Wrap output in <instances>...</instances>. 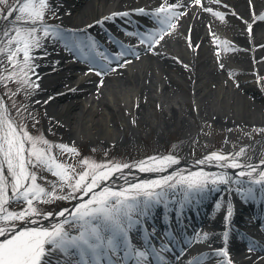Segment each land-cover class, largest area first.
<instances>
[{
  "label": "bare ground",
  "instance_id": "bare-ground-1",
  "mask_svg": "<svg viewBox=\"0 0 264 264\" xmlns=\"http://www.w3.org/2000/svg\"><path fill=\"white\" fill-rule=\"evenodd\" d=\"M170 2L175 0H55L53 3L54 9L61 15V22L57 28L73 32L77 37L91 36L100 46L102 43L95 33L98 32L104 38L114 41L111 29L125 32L126 29L136 30V27L142 25L134 16L130 17L131 24H125L119 18L105 24H97L96 21L112 13L140 8L152 12L162 4L167 5ZM184 3L186 7L175 11L185 14L172 21L174 26L164 33V39L158 45L147 51L145 50L147 45L135 47L139 53L138 58L129 56L127 59L130 63L116 68L115 71L109 70L106 74L97 75V71L93 70L95 66L87 62L85 64L84 57L66 50L63 42L53 36L41 51L46 59L37 63L39 87L35 88L37 94L33 97L36 103L47 101L49 114L46 116L49 115L51 118L48 128L58 127L60 123L63 128L68 129L71 137L76 139L83 137L92 141L115 139L127 130V125L120 122L122 120L120 100L125 101L133 111L135 124L141 122L149 126L151 129L149 133L156 131L160 137L167 131L168 133L174 131L173 128L180 131L182 127H189L190 121L186 114L189 111L190 114L197 116L201 130L185 134V139L193 136L198 139L201 134H206L208 132L206 126L214 121V115L217 114L221 121V116H224L220 114L221 111L228 113L225 117H229L228 122L223 125L226 127L224 129H230L235 125L264 127V114L258 111L256 106L249 105L247 98H258L264 105V20L259 19L264 16V0H218V2L201 0L200 5H195L194 0H184ZM210 4L215 8L213 9ZM206 8H211V13L205 11ZM249 27L251 32L248 31ZM259 29L261 33L256 35L255 31ZM175 32L183 33L185 37L172 36ZM217 32L220 36L222 33L229 34L233 41L225 39L228 40L225 43L217 38ZM159 46H165L172 53L162 52ZM103 48L110 57L113 56L106 46ZM227 49H230V54L224 52ZM227 55L231 58L230 61L244 60L249 62L252 68H248L242 62L243 68L234 69L226 66L224 60ZM112 67H116L115 63ZM236 72L242 76L236 78ZM147 79L150 80L149 84L146 83ZM179 90L190 93L194 101L193 110L185 107L177 98ZM152 106L158 107L157 113L150 109ZM134 133L132 131L131 135ZM234 139L235 136L229 134L226 141L234 146L236 142H240L239 139L236 138V141ZM242 143L243 147L249 146L251 151L249 155L242 156V150L225 155L232 158L228 163L231 164L235 160L242 165H256L259 171L260 167L264 166L261 164L264 162L262 156L264 135L258 139L253 137L248 141L244 140ZM210 155L205 154L194 160L186 157L180 160L179 165L170 166L167 172H141L136 167H132L131 171L123 169L122 175H113L111 182L107 181L101 187L115 190L121 186L126 187V179L133 183H143L170 173L176 176H188L201 171L216 176L226 174L232 180V183L224 188L229 190V196H223L220 194L221 191L208 195L217 199L221 206L225 203L231 205L233 217L226 222L224 220L226 213L220 209L213 215L205 217L200 226H207L204 227L203 233L209 234L211 237L209 243L216 248L223 246L221 240L224 231L229 232L228 251L234 264H264V241L248 237L241 229L244 225H250L245 214H250L253 208L235 191L236 181L248 187L252 185L248 183L249 179L238 177L241 170L245 172V176L241 177H248L250 169L219 167L217 165L221 162L207 160ZM201 160L205 163L198 164L197 162ZM253 177L258 178L255 173ZM95 190L98 192L100 189ZM83 199L87 200L88 197L85 196ZM34 219L36 223H28L22 229L16 227L15 230L52 228L64 218ZM149 222L157 233L162 234L166 231L163 209L156 210L154 218ZM253 231L260 233L256 225L253 226ZM195 236L196 233L193 234V237ZM249 242H252L255 251L248 250ZM197 260H194L195 263H198Z\"/></svg>",
  "mask_w": 264,
  "mask_h": 264
},
{
  "label": "snow or ice",
  "instance_id": "snow-or-ice-1",
  "mask_svg": "<svg viewBox=\"0 0 264 264\" xmlns=\"http://www.w3.org/2000/svg\"><path fill=\"white\" fill-rule=\"evenodd\" d=\"M22 7H13L9 0H0V24H11L9 27H0V40H7V57L9 69L7 73L3 71L4 64L0 60V86L6 88L7 82L15 81L18 87L25 93L31 95L30 88L39 87V75L36 68L39 65L34 63L35 55L30 56L31 49H41L39 32H43L44 37L55 36L58 41H62L64 48L70 52L81 53L85 61L95 66L99 71L97 75L106 74L107 71H115L116 68L123 67L130 63L129 56L139 57V53L134 46H125L120 43V50L117 54L109 56L100 51L98 44L91 36L77 37L75 33L44 24L46 11H50L49 0H38L39 9L35 7L32 0H21ZM218 2V0H214ZM195 5H200L201 0H194ZM187 5L184 0H175L167 5L162 4L152 12H146L140 8L133 11L112 13L97 24L114 22L117 18L125 24H131L130 17L139 15L150 17L157 26L148 28L145 31L125 30V35L136 39L141 45H147L145 49L150 50L164 39V33L174 25L172 21L183 12L175 11ZM211 13V8L204 9ZM14 13H19L14 15ZM215 15H220L215 13ZM221 19L223 17L221 16ZM264 20V16L259 17ZM91 27V25L89 26ZM20 28H24V38L17 39L21 35ZM251 32V27L248 28ZM119 43V42H118ZM23 47H20V45ZM14 45V47H13ZM87 49V52L85 51ZM23 53V63L18 65L14 59L18 53ZM46 54V53H45ZM115 63L116 67H112ZM35 76V81H31L28 74ZM102 83V81H101ZM6 95H19L17 92H9L6 88ZM47 101H45L46 103ZM39 103V101H37ZM12 108H17L13 102ZM26 110V109H25ZM17 111L19 109L17 108ZM31 116V113H29ZM34 119V117H33ZM14 121L5 119L0 114V129L6 125L3 136H0V152L4 153L3 159L6 161V169L0 163V207L8 203L5 200L6 190L12 192V202L26 204L25 210L17 212L0 213V220L14 222L24 221L26 223H36L38 219H54L63 217V223L57 222L52 228H26L16 231V225L12 227H0V264H152V260L159 261L160 264H168L166 253H170L168 244H180L186 229V213L192 211V205L199 204L208 194L224 190L230 183L231 177L224 175H209L201 171L188 176L172 175L161 176L159 179L149 182L133 183L125 180L126 187L121 186L113 190L109 187H101L105 181L111 182L113 175H122L123 169L131 171L136 167L138 171L167 172L173 165H179L180 161L174 156L161 158L150 157L148 161L139 162L136 165L128 164H103L94 165L91 172H84L78 175V179L71 182L67 176L68 171L74 172L71 165L53 166L52 156H45L50 153L52 145L46 139L37 140L27 132L17 131ZM26 143L30 144V149H26ZM42 144L46 147H37ZM60 152L75 153L74 148L66 145H57ZM28 152L26 156L25 153ZM229 156L213 153L207 157L208 161L221 162L217 166L230 167L232 169L248 168V177H253L255 173L258 178L248 181L253 185H264V166L257 171L256 165L240 164L233 160L228 163ZM166 162V163H165ZM85 164L88 161L84 162ZM198 164L205 163L204 160ZM264 165V162H261ZM64 167L65 171H56V168ZM46 169L49 173L59 177V184L69 191L65 195H56L57 184L51 185L48 191L40 187L37 183V170ZM7 172V177L4 173ZM239 176H245L243 170L239 171ZM90 177V178H89ZM43 179V177H40ZM240 185V181L235 182ZM219 185V187H218ZM99 188L97 192L95 189ZM246 201L256 199V191L252 187L246 189L237 187L235 190ZM79 193L80 195H77ZM264 193V187L261 188ZM88 199L84 200L83 197ZM47 197L51 201H80L73 205V208L62 209L55 213L41 215L39 210L33 206L34 200L43 201ZM226 213L224 220L230 221L233 217V207L225 203L224 206L216 205ZM158 209L164 211V222L168 225L166 231L161 235L157 234L154 226L147 227L148 222L154 218ZM67 214V215H66ZM65 224L68 225L65 228ZM10 235V238H8ZM197 236L200 234L197 233ZM244 239V237H241ZM211 237L208 233L203 234L202 242H209ZM135 241V242H134ZM159 241V245H157ZM164 241H167L165 243ZM230 241L229 232L226 230L222 235V247L214 249L204 254V259L215 260L225 258L223 264H233L229 257L228 244ZM249 251H255L252 242L248 245ZM181 251H184L181 248ZM179 255V254H178ZM199 259V258H198ZM188 264H194L189 260Z\"/></svg>",
  "mask_w": 264,
  "mask_h": 264
},
{
  "label": "rangeland",
  "instance_id": "rangeland-1",
  "mask_svg": "<svg viewBox=\"0 0 264 264\" xmlns=\"http://www.w3.org/2000/svg\"><path fill=\"white\" fill-rule=\"evenodd\" d=\"M32 2L35 4V7L39 9V3L38 0H32ZM9 3L13 7H22L23 3L21 0H9ZM53 0H49V8L50 11H46V14L44 16V24L47 25H53L58 26L61 22V15L58 13L56 9H54V3ZM52 4V5H51ZM19 13H14V15H17ZM0 19H2V16H0ZM11 24V21L9 24H0V27H9ZM243 26V25H242ZM240 28H242L240 26ZM243 29V28H242ZM24 28H20L21 35L19 37H16L17 39H23L24 38ZM38 36L40 38V44L41 49H31L29 52L30 56L35 55V61L34 63L37 65L38 61H43L46 58L40 54V52L43 49V46L45 43L51 41L53 39V36L44 37L43 32H39ZM172 36L175 37H185V35L179 32L173 33ZM14 47V45H13ZM20 47H23L21 44ZM159 49L162 52L165 53H172L167 52L162 48V46L159 47ZM9 46L7 44V40H0V60L3 61L4 68L3 71L7 73L9 69V64L7 57L4 55V53L8 52ZM227 53H230V49H227ZM18 65H22L23 63V53H18L17 56L14 58ZM239 62L244 63L245 65H248V62L241 60ZM31 81H35V77L31 75V73L28 74ZM236 78L241 77L242 74L239 72L235 73ZM150 80L147 79L146 83L149 84ZM39 84V81H38ZM6 88L9 92H19V95H6ZM6 88L4 86H0V114H3L5 119H11L14 121V127H17V131H23L27 132L30 136L37 140H43L46 139L49 141V144L52 145L50 153L45 156L47 159L48 156H52L55 159L52 161L53 166L56 165H71L74 167L73 171H68L67 176L69 177L71 182H74L75 179H78V175L83 174L84 172H91L92 167L94 165H103V164H128V165H136L139 162L148 161L149 163H154L152 161H149L148 158L150 157H156L161 158L165 156H174L179 161L184 159L186 156L191 157L192 159L199 158L205 154H219V155H230L231 153H235L236 151L242 150V156L249 155L251 152L249 149V146L246 145L243 147V141H248L250 138H260V135H264V127H259L255 125H235L230 129H224L226 127H223L225 125V122H228L229 117L227 116L228 113L225 111H221L220 114L224 115L221 116V121L219 120V116L216 114L214 115V121H212L210 124H207L208 132L206 134H201V136L198 139H195V136L192 138L185 139V134H189L196 131L201 130V126L198 123V118L196 115L190 114V111L187 114L188 119L190 121L189 127L183 128L180 131H177L175 128H173L174 131H171V133L166 132L165 135L160 137L158 132L151 131L149 126L142 124L141 122L138 124L134 122L133 118V111L130 109V107L126 104L125 101L120 100V104L122 106L121 109V115L122 120L120 122L127 125V130L125 132H122L121 136H117L115 139H110L109 141L103 140V139H96L94 141L90 140L89 138H74L71 137L70 133L68 132V129L63 128V125L58 123V127L54 126L51 128H48V123H50L51 118L46 116L48 113L49 107L46 103H36L34 101V95L37 94L36 87L30 88L29 91L31 92V95H28L23 91L22 88L18 87L17 82L15 81H9L7 82ZM240 93V92H238ZM239 96V94H236ZM177 98L182 101V104L189 108L194 109V101L192 96L188 91H181L179 90L177 92ZM248 98V104H252L256 106L257 110L260 111L262 114H264V105L263 101H260L258 98H254V100ZM13 102L16 104L19 111H17V108H12ZM43 104V105H42ZM40 105V106H39ZM179 106V105H178ZM202 107V105H201ZM253 107V106H252ZM254 108V107H253ZM26 109V110H25ZM151 110L158 112V107H150ZM31 113V116L29 115ZM234 113V112H232ZM34 117V119H33ZM235 117H239V115H235ZM242 121V120H240ZM239 122V121H237ZM62 126V127H61ZM229 127V126H228ZM59 128H63V130H60ZM214 129V131H213ZM6 130V125L2 129H0V136L4 135V132ZM132 131L135 133L131 135ZM245 131V132H244ZM247 132V133H246ZM147 133H149L147 135ZM229 134H233L235 136V139H239L240 142H236L234 146L229 145V143L226 141ZM240 137L244 139H240ZM234 139V140H235ZM236 141V140H235ZM0 143H3L2 140H0ZM57 145H66L69 148H74L76 151L75 153H61L60 149L56 147ZM26 149H30L31 145L26 143L25 145ZM37 147H46L42 144H37ZM229 152V154H228ZM25 155H28V152L26 151ZM262 156L264 158V150L262 153ZM4 153L0 152V163H3L4 168L6 169V161L3 159ZM88 161L87 164L84 162ZM166 163V162H165ZM56 171L64 172L65 168L60 167L56 168ZM5 177H7V172L4 173ZM37 183L40 187L45 188L46 191H48L53 184H57V192L56 195H65L68 193V189L66 187H62L59 184V177L54 176L52 173H49L46 169H39L37 170ZM40 177H43L41 179ZM90 178V177H89ZM104 183V182H103ZM102 183V184H103ZM224 196H228V189H224L220 192ZM77 195H80L77 193ZM5 200L8 201V203L4 204L2 207H0V213L6 214L7 212H19L22 210H25L27 208L26 204H22L19 202H12V192L9 190H6ZM72 201H65V200H55L51 201L47 197L43 199V201L34 200L33 206L36 207L41 215L47 216L48 213H54L61 209L62 207H65L67 205H70L74 202ZM33 218V217H31ZM64 221V220H63ZM63 221L61 223H63ZM20 224L24 223V221H14V222H8L0 220V225L5 224ZM68 225L65 224V228H67Z\"/></svg>",
  "mask_w": 264,
  "mask_h": 264
}]
</instances>
